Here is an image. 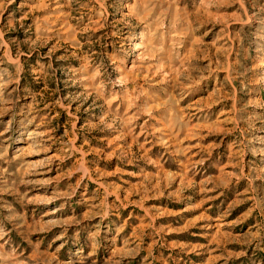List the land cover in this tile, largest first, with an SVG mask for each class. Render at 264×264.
<instances>
[{
    "label": "rangeland",
    "instance_id": "obj_1",
    "mask_svg": "<svg viewBox=\"0 0 264 264\" xmlns=\"http://www.w3.org/2000/svg\"><path fill=\"white\" fill-rule=\"evenodd\" d=\"M0 264H264V0H0Z\"/></svg>",
    "mask_w": 264,
    "mask_h": 264
}]
</instances>
